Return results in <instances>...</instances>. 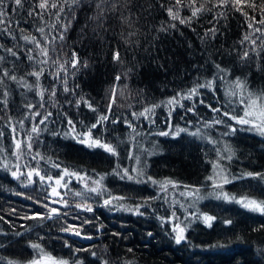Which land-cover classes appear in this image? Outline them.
I'll list each match as a JSON object with an SVG mask.
<instances>
[{"label":"trees","instance_id":"1","mask_svg":"<svg viewBox=\"0 0 264 264\" xmlns=\"http://www.w3.org/2000/svg\"><path fill=\"white\" fill-rule=\"evenodd\" d=\"M48 2L46 9L37 7L33 15L28 13L39 0H22L23 7L19 9L9 2L11 22L6 27L11 35L0 30V56L4 57L0 69H7L18 80L23 78L26 84L33 85L29 89L25 83L5 79L9 93L7 109L0 105V264H28L37 257V250L31 247L34 243L69 264H103L105 260L108 264H264V214L210 196L209 193H218L220 189L208 179L213 177L219 182L214 164L217 172L223 168L229 177L264 173V136L222 115L225 111L230 116L243 114L239 96L227 95L237 79L245 84V94L264 93V37L255 31L264 29L258 23L262 19L259 8L253 11L247 0H241L236 6L241 11L229 4L198 13L190 23L180 24L166 11L174 0ZM188 2L181 0V18L191 17V11L183 7ZM203 2L196 0V6ZM255 2L260 4V0ZM52 3L57 8H52ZM60 7L62 12L58 11ZM221 11L223 16L218 15ZM244 12L255 20L247 19ZM40 28L44 29L43 34ZM211 29H215V35ZM245 35L250 39L244 40ZM24 36L29 40H24ZM33 37L40 47L47 48V57L31 42ZM6 48L13 49L17 56L6 52ZM115 53L119 54L118 60L113 59ZM29 54L34 57L31 61L27 59ZM45 59L46 64L40 63ZM40 69L43 73L39 88L48 90L43 99L37 94L36 78L27 75ZM57 72L59 79L55 78ZM65 81L67 92L63 90ZM208 81L213 82L211 89L200 88L193 100H181L184 107H173L169 116L170 109L164 101ZM52 89L54 97L49 95ZM113 89L115 102L109 111ZM28 104L35 107L28 109ZM154 105L158 107L149 118L134 115ZM193 105L194 111H187ZM213 108L220 111L213 112ZM34 112L41 115L32 119ZM49 112L52 115L39 125L40 134H33L31 152L24 151L17 159L12 154L16 139L26 141L32 126ZM101 114H107L109 119L92 130V137L115 146L118 157L74 138L76 133L87 131ZM216 119L224 123L216 124ZM69 120L76 132L66 136ZM229 125L235 128L234 132ZM169 126L188 131L178 136L158 134L168 131ZM197 130L199 135L189 134ZM225 146L232 150L231 160L223 158L228 155ZM135 157H139V164ZM5 164L12 171L19 165L25 173L38 165L41 174L56 178L64 168L86 175L83 182L72 177L66 188L58 187L62 201L61 196L51 200L47 181L34 177L36 182L29 184L25 176L15 178ZM54 164L60 167H53ZM125 168L134 176V169L142 170L141 179L147 182L121 179L116 172L122 173ZM100 176L104 177V195H73L75 191L86 192L83 183L91 185ZM148 177L171 180L175 186L169 184L166 191L161 190ZM197 188L203 199L188 195ZM223 191L237 199L264 200V180L235 179L224 184ZM109 193L124 199L105 206L103 201ZM85 201L92 211L75 207ZM138 205H142V215L124 210ZM50 208H57L58 214H51ZM173 212L178 219L169 221ZM200 214L216 218L211 227L196 218ZM226 220L231 224L224 223ZM176 223L185 228L186 239L180 244L173 238ZM69 225L93 241L81 242L71 236L73 232L62 231Z\"/></svg>","mask_w":264,"mask_h":264},{"label":"snow or ice","instance_id":"2","mask_svg":"<svg viewBox=\"0 0 264 264\" xmlns=\"http://www.w3.org/2000/svg\"><path fill=\"white\" fill-rule=\"evenodd\" d=\"M9 2L14 4L17 9L22 8L23 3H22V0H0V26H4L0 30L11 35L9 29L6 27V23L11 22L9 10L7 8V4ZM72 2H73V4H76V3H79L80 0H72ZM240 3H241V0H204V2L201 3L197 7L196 6V0H189V2L187 4L183 5V7H186L191 11V17L181 18V16H180V9L182 6L181 0H174V2L171 4V6L166 8V11L168 12L169 16L173 20H179L180 24H185V23H190L191 19L197 17L198 13H201L204 11L211 12V11H213V9L224 8V7L229 6V4H231V6L233 8H235L236 11H241V9L239 7H236ZM208 4H211L212 7H207ZM48 6H49L48 0H39V3L33 8L32 11H30L28 13V15H33V13L35 12V9L37 7L41 10H44ZM161 6L163 7V5H161ZM247 6L251 9H253V11H255L257 8H259L262 19L260 21H258V23L261 25H264V0H260L259 5L256 4L255 0H247ZM51 7L57 8V4L52 3ZM97 7L99 8L100 5H97ZM58 11L62 12L63 7H60ZM218 15L223 16L224 13L221 11L218 13ZM243 15L247 19L255 20V17L254 16L249 17L247 12H244ZM172 26L175 27V25H172ZM248 26L251 28L252 24L249 23ZM39 31L43 34L44 29L40 28ZM210 31L212 32L213 35H215V29H211ZM255 31L260 32L261 37H264V29L256 28ZM22 38L26 41L29 40V38L27 36H24ZM60 38L63 39V36L61 35ZM13 39H15L14 36H13ZM249 39H250V37L248 35L244 36V40H249ZM31 42H34L37 45V47L40 49V54L42 56L47 57V48L46 47H40V42L38 40H36L35 37L32 38ZM251 43L253 45H255V40H252ZM0 48H3V45H0ZM4 50L6 52L10 53L14 57L17 56V53L15 51H13V49H11V48H6ZM247 55H248V53L245 52L244 58H246ZM73 57H75V53H73ZM27 59L31 61L34 59V57L31 54H29ZM113 59L118 60L119 54L115 53L113 56ZM3 60H4V57L0 56V61H3ZM40 63L46 64L47 60L46 59L42 60V61H40ZM54 63H57V62L54 61ZM74 64H75V60H74ZM59 67L63 68V65H60ZM217 67L219 68V66H217ZM221 71H224V70L221 69ZM42 73H43V69H40L39 71H32V72L27 73V75L33 76L36 78L37 94L41 97V99H43L45 91H48L46 89H40L39 88L38 82H39V79H40V76L42 75ZM55 78L59 79V73L58 72H57ZM5 79L11 80V81H16L17 83H25V82L23 81V78H20V80H18L17 76L15 74L10 73L7 69H0V96L3 97V99H0V105H2L4 107V109L6 110L7 104H8L7 97L9 95V93L5 87ZM116 79L119 80V76H117ZM64 84H65V86H64L63 90L65 92L69 91V89L66 86V81L64 82ZM212 85H213L212 81H208L204 84H198V85L192 87L187 93L178 94V96H174V97L170 98L169 100L164 101L163 103H165L166 105L169 106V109H170L169 110V116H171V110L173 107H175V106L184 107V105L181 103V100H184V99L193 100L196 96L199 95V89L200 88L211 89ZM25 86L28 87L29 89H31L33 87V85L26 84V83H25ZM245 93H246L245 84L242 81H240L239 79H237L235 81L233 89L230 90L227 93V95L232 96V97L239 96V103L244 105L243 114L239 117L236 115L230 116L229 113L227 111H225L222 113V115L225 117H229L231 120H235L240 125H248L250 127V130H255L260 135L264 136V93L255 94V95L251 92H247V94H245ZM49 95L54 97L56 95L55 89H52L49 92ZM114 96H115V89H113V99L110 101L109 111L111 110V103L115 102ZM81 99H83V98H81ZM84 103L92 111H96V108H94L90 103H88L87 101H84ZM200 103H203V101L201 100ZM77 106H79V102H77ZM25 107L28 109H32L35 106L28 104V105H25ZM41 107H43V104H41ZM155 107H158V105H154L152 108H146L143 112L138 113V114L134 113V115H136L137 118H139L140 116H144L145 118H149L150 114L154 112ZM194 107H195V105H193L192 108H188L187 111H190V112L194 111ZM212 111L213 112H219L220 109L213 108ZM38 115H41V114L39 112H34V113H32L31 118L34 119L35 116H38ZM51 115L52 114L49 112V113H46L43 116H41L39 123L34 124L32 126V128H31V130L27 136L26 141L23 138L16 139L14 151L12 154L14 156H16L17 159L21 158L24 151L31 152V150H32L31 140L33 138V134H35L37 136L40 134L41 129H40L39 125L45 124V122L48 120V118ZM108 119H109V116L107 114L99 115L96 123L91 124L88 127L87 131L76 133V136L74 138L78 139L80 143H84L90 148H100V149H103L105 152L111 154L112 156L118 157L119 153H118L115 146H113L111 143L103 141L101 138H93L92 137V130L97 128L98 126L102 127L104 125V123L108 121ZM150 122H154V121L150 120ZM112 123H117V121L113 120ZM214 123L220 124V123H224V121L222 119H216V120H214ZM68 124L70 126V131L64 133V135H66V136L71 135L72 133L76 132L75 125L73 124V122L71 120L68 121ZM20 125H21V128H23V121L20 122ZM9 126L12 127L13 132H15V127H13L11 124H9ZM128 126L132 127L130 122H129ZM228 127L230 128L231 132L235 131V128H233L232 126L229 125ZM44 130H46V128ZM187 131L188 130L185 128L176 127L175 129H173V128H171V126H169L168 131H162L158 134L161 136H168L170 134L178 136L181 132H187ZM0 134H2V132H0ZM189 134L193 135V136H197V135H199V130H197L196 132H191ZM227 134L228 133H225V135H227ZM225 150L227 151L228 155L223 157V158L227 159V160H231L232 155H233L231 148L229 146H225ZM36 155L38 156L39 153H37ZM32 159L35 160L36 156H33ZM41 159H43V157H41ZM135 159H136L137 164H139L140 163L139 157H135ZM4 167L8 168L7 164H5ZM25 167H29V166L25 165ZM53 167L59 168L60 166L54 164ZM145 167H146V165H145ZM213 169H214V174L216 176H218V178H219V182H217V180L214 179L213 177H209L208 179L213 180L214 187L220 189V191L218 193H209L210 196L215 195L217 199L234 201V202L240 204L243 208L248 209L249 211L264 214V200H256V199H252V198H248V197H241V198L237 199L235 196H229L228 193L223 191V185L231 183L232 180L244 179L245 177L259 178L260 180H264V173L248 172V173H242L239 177H229L227 174H225V170L223 168H220L219 171L217 172V165H215V164L213 165ZM8 170L12 171L10 168H8ZM133 171L136 172L135 176L130 174L128 169H126V168L122 170V173L116 172V174L120 175L121 179L126 178L128 180H134L136 183L147 182V181L141 179V177L144 176V172L142 170H135L134 169ZM12 175L17 179H20L21 176H25L29 184L34 182V180H33L34 177L38 178V180L40 182L47 181L49 183V185L52 186L53 194L57 195V196H61V194L56 191V186L66 188L67 184L71 182L72 177H76L78 179V182H83L84 176L86 174L82 175V174L77 173V172H69V170L67 168H64V169H62V174H60L58 176V178H54L51 175L41 174V171L39 170L38 165L34 168L29 167V170L26 173L21 172L20 166L17 165L16 171H12ZM65 176H68V180H65ZM103 179H104V177L100 176L99 179L92 180L91 185L87 182H84L83 187L86 190V192L85 191H75L73 193V195L77 196V197H82V198L85 197L86 195H89V194H95L97 196L104 195L106 189L104 188V186L102 184ZM147 180L151 181L153 184H159L161 190H165V191L167 190V186L169 184H173V186H175L174 182L171 180L156 181V180H153L151 177H148ZM61 181H64L63 185H61ZM198 193H199V189L197 188V189H194L192 192L188 193V195L193 196L196 199H203V197L198 196ZM182 195H183V193H182ZM122 199H124V197H115L109 193L108 198L103 201V204L105 206H108L112 203L113 200H122ZM61 201H62V196H61ZM56 202H60V201H54V203H56ZM63 203H64V206L67 207V202L64 201ZM145 203H147V201H145ZM141 206L142 205H138V206H136L135 209L125 208L124 210L125 211H135L137 214L142 215V213L139 212V208ZM45 207H47V205H45ZM75 207L84 208L86 211H92V207H91V205H89L87 203V201H85L83 204L77 203L75 205ZM49 212L51 214H58L59 210L57 208H50ZM51 214L48 215L49 219L52 218ZM29 218H34V217H29ZM41 218H43V217H41ZM196 218L202 220V222L207 224L208 227H211L212 221H214L216 219L214 216H210L207 214H200ZM174 219H178L175 216V212L172 213V216L169 217L168 220L171 221ZM186 219H187V217H186ZM224 223L231 224V221L226 220V221H224ZM62 231L73 232V234H75L77 236L80 235V232L75 230L73 228V226H71V225H69L66 228H63ZM172 231L175 234L173 238H174L176 244H180L183 240L186 239V237L184 235L185 228L181 227L179 223H176L174 225V227L172 228ZM31 247L33 249L37 250V257L33 258L29 262V264H69L68 261H65L62 259H57V258L51 256V254L46 253L44 251V249L42 248V246L38 243L32 244ZM77 251H79V250H77ZM129 251H131V249H129ZM91 255L95 256L96 253L92 252ZM8 264H12V262L9 261ZM74 264H83V262L82 261H75ZM103 264H108V261H106V260L103 261Z\"/></svg>","mask_w":264,"mask_h":264},{"label":"water","instance_id":"3","mask_svg":"<svg viewBox=\"0 0 264 264\" xmlns=\"http://www.w3.org/2000/svg\"><path fill=\"white\" fill-rule=\"evenodd\" d=\"M54 178H56V177H54ZM50 196H51V198H55L57 195H54L53 194V191H52L50 193ZM71 236L74 237V238H76V239H78L79 241L85 242V243H89V242H92L93 241V238H89V237H87L85 235H82V234H80V235L77 236V235L71 233Z\"/></svg>","mask_w":264,"mask_h":264},{"label":"flooded vegetation","instance_id":"4","mask_svg":"<svg viewBox=\"0 0 264 264\" xmlns=\"http://www.w3.org/2000/svg\"><path fill=\"white\" fill-rule=\"evenodd\" d=\"M33 180H34V182H36V179H35V178H33ZM47 184L49 185V183H47ZM49 186H50V185H49ZM58 187H59V186H56V190H57V192H58ZM50 191H52V186L49 187V192H50ZM50 199L52 200V198H50ZM55 199H57V198H55ZM55 199H54V200H55Z\"/></svg>","mask_w":264,"mask_h":264},{"label":"rangeland","instance_id":"5","mask_svg":"<svg viewBox=\"0 0 264 264\" xmlns=\"http://www.w3.org/2000/svg\"><path fill=\"white\" fill-rule=\"evenodd\" d=\"M58 196H56L55 198H57ZM52 200H54V198L52 199ZM56 200V199H55ZM29 264V263H28Z\"/></svg>","mask_w":264,"mask_h":264}]
</instances>
